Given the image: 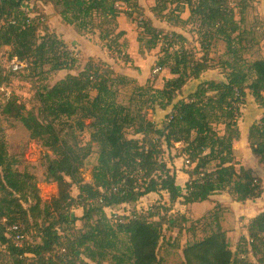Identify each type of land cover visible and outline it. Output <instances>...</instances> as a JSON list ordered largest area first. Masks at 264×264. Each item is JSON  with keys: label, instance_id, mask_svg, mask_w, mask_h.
<instances>
[{"label": "trees", "instance_id": "1", "mask_svg": "<svg viewBox=\"0 0 264 264\" xmlns=\"http://www.w3.org/2000/svg\"><path fill=\"white\" fill-rule=\"evenodd\" d=\"M31 1L0 0V48L11 47L12 57L27 62L31 73H44L49 67L48 72L78 74L69 73L53 87L40 89L37 115L24 112L13 99L4 110L46 148V178L58 187L52 205L41 210L36 177L21 170L20 160L9 154L5 141H0V243L15 258L13 264H163L158 256L164 240L162 220H155V214L144 210L111 218L105 211L135 204L153 193H166L171 203L183 200L184 205L201 204L223 192L241 204L263 196L262 180L242 165L234 148L241 139L238 120L247 93L264 107V60L247 62L245 47L241 46L247 0H188V21L198 19L201 47L223 42L230 57L229 72L224 81L201 82L194 93L176 105L185 86L199 80L210 66L206 55L196 58L189 52L184 36L156 28L138 0L37 1L52 5L62 21L80 34L97 33L111 52L126 35L118 31L121 14L137 23V42L143 52L164 44L156 65L167 67L175 78L167 80L162 89L148 87L149 80L142 86L127 75L117 74L104 61L90 59L81 69L55 30L45 28L39 35L34 18L23 10ZM172 39L180 46L170 50ZM168 60H172L170 66H166ZM130 86L134 90L123 104L120 91ZM172 106L161 125L145 114V110L167 111ZM65 119L72 120V129H90L91 142L98 147L90 183L80 178L83 162L77 150L85 148L66 139ZM247 139L252 154L264 163V117L250 127ZM177 145H182V158L190 168L185 171L189 177L185 194L165 160L166 151ZM73 186L79 191L77 198L71 194ZM28 202L32 205L26 209L22 203ZM76 205L83 208L84 215L70 220L67 214ZM164 211L170 212L166 206ZM31 218L41 222L34 224ZM73 221L84 222L83 228L63 238L58 225ZM12 224H25L29 231L37 232L39 242L22 248L10 244L6 226ZM247 231L248 238L243 236L233 251L226 232L217 227L204 239L187 244L185 264H254L252 258L264 264V212L250 222Z\"/></svg>", "mask_w": 264, "mask_h": 264}, {"label": "rangeland", "instance_id": "2", "mask_svg": "<svg viewBox=\"0 0 264 264\" xmlns=\"http://www.w3.org/2000/svg\"><path fill=\"white\" fill-rule=\"evenodd\" d=\"M145 15L151 19L153 25L165 31V34L176 32L184 36L188 42L185 44L189 52L195 54L196 58L206 55V60L210 69L203 73L199 80H191L183 89L175 104L183 102L190 94L194 93L198 85L203 81L215 80L224 81L229 70L227 68L230 57L226 54L225 44L215 41L209 48H202V38L198 34V19L188 21L190 7L188 0H138ZM248 8L244 15L242 27L245 30L244 39L241 46L245 47L244 58L247 62L256 59L264 60V0H247ZM23 10L34 18L35 24L39 26V35L42 36L45 28L49 32L55 30L61 41L67 42L72 53L77 58V64L81 69L92 59L94 62L104 61L109 64L117 74L127 75L135 79L140 85L162 89L167 80L175 78L171 75L167 67L161 68L156 65L158 59L162 57L161 50L164 46L161 43L153 51H145L140 48L137 42L138 25L131 19L121 14L118 19V31H125L126 35L121 39L120 44L109 51L107 43L102 41L96 34H80L73 26L66 25L60 16L55 12L52 5H45L37 0H32L23 5ZM240 17H238V20ZM183 20V21H180ZM171 39V38H169ZM168 44L169 41H167ZM174 44L170 50L178 48L180 45L177 39H172ZM113 49V48H112ZM117 52V54H116ZM131 62H127L128 57ZM114 57V58H113ZM125 61V62H124ZM172 60H168L166 66H170ZM18 66L17 69H14ZM49 67H45L44 73H31L27 62H20L12 57L11 47L0 48V141H5L8 152L11 156L21 162L20 169L33 174L38 182L40 196L42 199V209L44 206H51L52 201L58 194L57 184L46 178V156L48 151L42 143L30 137L29 131L15 118L5 114L4 110L13 99L24 112H33L36 115L41 107L37 93L43 87H53L66 75L78 74V71L48 72ZM132 86L122 88L120 91V102L127 104L133 92ZM173 108L167 111L159 108L156 112L145 110L148 119L161 125L165 121L166 115ZM264 117V107L258 105L253 96L247 93L244 104L240 107V118L238 126L241 130V139L234 143L237 159L242 165L260 178L264 186V163L260 157L252 154L248 143L247 135L250 127L259 122ZM89 121L86 122L88 125ZM66 139L72 145H77V155L83 162L80 165V178L85 183L92 181V172L97 165L98 147L91 142V130L86 128L83 131L72 129V120H64ZM223 133V127H219ZM182 145H177L175 149L166 151L165 160L176 174L177 185L182 194L186 192V183L189 179L185 173L190 168L185 164V157L181 155ZM73 198H77L79 191L76 186L71 190ZM29 209L32 202L22 203ZM165 206L169 208L167 213ZM54 210L51 208L50 213ZM137 210L141 212L150 211L155 214V220H162L163 243L161 244L158 256L163 264H185L184 248L188 243L195 240H202L216 231L220 227L226 232L232 250L237 249L239 240L245 236L248 238V226L250 222L261 212H264V194L260 199L248 201L244 204L234 202L225 192L212 197L210 201L201 204L184 205L183 200L171 203L169 195L166 193L150 194L142 198L135 204H127L109 208L105 211L106 216L113 217L129 216L131 212ZM84 210L80 206H75L67 214L70 220L81 218ZM171 219L174 220L171 223ZM32 223H40L41 220L30 219ZM5 221H3V224ZM18 225L12 224L7 228ZM29 232L30 242L38 243L37 232L29 231L25 224H20ZM84 226L82 221L72 223H62L58 225L63 238H68L77 229ZM9 243L14 245L10 233L6 229ZM9 245V244H7ZM30 258V257H29ZM254 264H258L252 258ZM13 258L8 250L0 249V264H13ZM109 264V263H105Z\"/></svg>", "mask_w": 264, "mask_h": 264}, {"label": "built area", "instance_id": "3", "mask_svg": "<svg viewBox=\"0 0 264 264\" xmlns=\"http://www.w3.org/2000/svg\"><path fill=\"white\" fill-rule=\"evenodd\" d=\"M18 66H15L14 69H17ZM7 231L10 233L13 241L15 242V246L18 248H22L26 244H30L29 232L26 231V228L20 224L11 226L7 228ZM0 249H6L5 245L0 243Z\"/></svg>", "mask_w": 264, "mask_h": 264}]
</instances>
